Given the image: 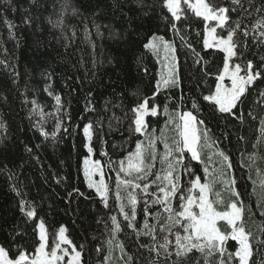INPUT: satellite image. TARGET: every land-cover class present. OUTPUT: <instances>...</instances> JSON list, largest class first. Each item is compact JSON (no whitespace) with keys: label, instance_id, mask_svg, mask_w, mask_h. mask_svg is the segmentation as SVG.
I'll return each mask as SVG.
<instances>
[{"label":"trees","instance_id":"obj_1","mask_svg":"<svg viewBox=\"0 0 264 264\" xmlns=\"http://www.w3.org/2000/svg\"><path fill=\"white\" fill-rule=\"evenodd\" d=\"M206 2L231 7L230 0ZM61 3L63 0H37V6H32L31 0H12L17 9L13 12L0 0V245L9 248L10 237L18 230L23 238L18 237L16 245L26 249L29 256L33 255L40 242L37 223L42 221L48 243L57 239L61 226L65 228V236L81 252V264H150L156 257L141 246L153 243L144 234L147 232L145 221L154 226L158 241L163 242L168 232H160V227L167 226V213L159 205L150 203L148 210L152 215L146 216L144 200L148 198L137 190L139 202L134 224L139 234L127 228L116 201L117 167L135 152L138 142L145 145L154 138L157 160L153 172H162L164 166L158 159L165 151L164 142L171 144L177 138L175 124L168 121L175 119L177 112L190 111L197 121H204V125H198L201 161L191 160L185 152V163L192 167L193 173L182 177L188 182L199 177L201 182L212 185L211 199L218 211L224 210L230 198L224 181L235 179L236 190L245 201L243 226L253 234V247H257L255 237L264 229L261 215L264 212V186L261 185L264 130L260 123L264 118V97L259 95L264 91V80L257 81L246 92L244 104L233 110L242 120L221 114L203 96L215 91L225 54L215 47L204 49L206 22L186 5H181L186 18L176 21L174 30L162 0H145L144 7H139L136 0H127V3L119 0L123 8L115 0H70L78 9V14L65 16L68 24L76 25V36L72 38L71 30L66 29L62 35L48 23L49 17L55 20ZM94 12H99L95 20L101 25L100 36L91 27ZM26 15L32 17L30 25L23 22ZM232 17L239 19L235 13ZM85 18L91 43L84 35ZM259 18L257 13L245 18L241 30L234 35L238 55L231 63H240L245 68L248 61L254 66L261 64L264 45L258 47L252 43L253 36L261 30L251 32ZM5 19L13 25L11 35ZM229 23L235 27L231 20ZM245 25L250 31L247 48L242 35ZM207 26L215 23L207 22ZM216 34L226 36L227 32L217 28ZM64 36L71 38V42ZM154 36L172 42L178 84H162L161 64L155 50L145 47ZM55 95L61 97L59 112ZM138 97L158 106L157 116L145 117L148 128L143 135L135 132L134 114L130 111ZM33 100L37 105L35 112ZM250 111L256 119L249 115ZM57 117L62 127L54 139L51 136L45 139L33 128L34 124L42 125L44 131L52 133L56 130ZM88 124L93 126L90 142L83 134V127ZM64 127L69 131L64 132ZM205 127L209 129L206 140L203 138ZM88 146L92 148V159L101 165L108 185L107 208L85 180L83 161L90 154ZM212 150L227 155L232 168L224 161L222 164L214 161L216 157L210 156ZM211 161L221 175L205 173ZM177 169L180 173L179 166ZM151 177L153 180L154 176ZM149 191H156V185ZM121 194L126 195L122 190ZM216 197L223 202L215 203ZM21 202L35 210L34 219L28 220L21 212ZM121 203L127 205L126 199ZM125 211H130V207ZM111 216H116L121 225L116 233L111 231ZM219 226L226 228L223 221ZM175 230L172 228V232ZM229 244L228 250L234 251L236 242L229 241ZM117 245H122V250ZM16 252V246H11L12 256ZM224 258L227 260V255ZM218 259L212 255L208 257V264H218ZM253 260L264 264V247ZM160 264H164L163 257ZM183 264H204V259L193 250Z\"/></svg>","mask_w":264,"mask_h":264},{"label":"snow or ice","instance_id":"obj_2","mask_svg":"<svg viewBox=\"0 0 264 264\" xmlns=\"http://www.w3.org/2000/svg\"><path fill=\"white\" fill-rule=\"evenodd\" d=\"M4 2L12 8L15 12L17 9L12 5V0H4ZM117 6L123 8V4L119 3V0H115ZM127 3V0H125ZM139 7H144L145 0H136ZM181 3L187 6L198 18H202L206 22V30L203 39L204 49L212 47L217 48L224 55L223 71L216 77L217 83L215 91L203 96V100L210 102L215 106V110L221 114H227L237 119L242 120V116L236 117V113L233 111L239 105L244 104L246 92L254 86L259 80H264V57H261V64L254 66L252 61L247 62L246 68L236 63L234 66H230V61L233 57L238 55V42L234 40V35L237 31L241 30V24L244 19L250 17L253 13L260 14V18L253 24L251 32L257 33V30H261L257 35L253 36L252 43L258 47L264 45V0H230L229 6L217 5L214 3L206 2V0H162L163 8L167 9V12L171 15L169 21L171 27L175 30L176 21H180L182 17L186 18L185 10L181 7ZM245 3L247 6H245ZM32 6H37V0H31ZM99 7V5L97 6ZM70 10V12H69ZM28 9H25L27 12ZM101 11H103L101 9ZM235 13L239 19L233 20L232 14ZM67 14L76 15L78 9L73 7L70 0H63L60 5V10L56 15L55 20L51 17L48 18V23L53 27L61 31L63 35L64 31L71 30L72 38L76 36V25H70L66 22L65 16ZM99 15V12L92 14L91 27L96 30L97 36L102 35L100 32L101 25L96 23L95 16ZM235 24L232 26L229 21ZM215 21V26H207V22ZM5 24L9 27L10 35L13 27L12 23L5 19ZM25 24L30 25L32 23L31 15H26L23 18ZM84 35L85 38L90 40V30L87 23V18L84 19ZM217 28L223 29L227 32L226 37L223 35H217ZM242 35L244 37V46L248 47L247 40L250 35V31L247 25L244 26ZM209 37L212 38L210 42ZM14 38V37H13ZM65 40L71 42V38L64 36ZM159 39L165 48V50L171 49V45L163 41V38L153 37L149 43L145 44L146 48H158L159 45L155 41ZM174 51V50H173ZM175 57H173L174 59ZM176 65H169L168 78L164 81L165 84L171 82L172 84L179 83L178 69ZM147 71V69H145ZM244 72V75L240 73ZM231 81V86L227 87L222 82L225 78ZM48 76L45 75V79ZM45 91H49L48 88ZM51 94V93H50ZM261 97H264V91L259 93ZM57 112L60 111L61 97L55 95ZM33 109L36 110V101L32 102ZM195 107V104L193 105ZM130 111L134 114L133 123L135 124V132L145 134L148 128L145 122L147 116H157L158 106H153L148 99H136L134 106L131 107ZM167 109H165V112ZM252 116V112H249ZM226 118V117H223ZM256 119L255 116H252ZM69 119H71L69 117ZM168 123L175 124V131L177 138L169 144L167 141L164 142V153L159 157L160 164L165 166L162 172H153L155 163L157 160V154L155 151V139L149 140V148H151V162L145 159L144 149L142 148L141 142L136 144V150L130 153L127 157V162L121 161L119 166V172L116 177L117 192L116 201L120 209V214L124 220L127 221L126 227L137 231L138 229L134 224L137 218V204L138 195L137 190L147 197L144 200L145 204V215L151 216L152 213L148 210L149 204L159 205L164 213H167V226H161L160 232H168V235L163 236V242H159L155 235L154 226H150L145 221L144 227L147 229L145 235L151 237L153 243L149 245H141L147 247L150 253H153L156 259L152 260L150 264H160V258L163 257L164 264H183L184 260L189 257L193 250L199 252L204 259V264H208V257L212 255L218 256V264H256L253 260L254 255H259L261 247H264V229L261 230L259 236L255 237L257 247H253V234L248 232L243 226L244 215H245V201L242 198L240 192L236 190L235 179L224 181L228 186L230 198L224 207V210L218 211L213 206V201L209 199V193L211 192V186L207 183L201 184L200 178L190 179V187H180V176L174 175L179 166L180 171L184 174L193 173V169L190 165L185 163L184 153H190L191 160L200 162L201 156L198 151V142L200 135H198L197 125H204V121H197L196 117L190 111L177 112L176 118L168 121ZM261 128L264 130V118H261ZM62 124L60 118L57 117L55 125V131L48 133L43 130L42 125H33V128L40 132V135L45 139L50 136L54 139L57 133L61 130ZM92 125L88 124L83 127L84 137L90 142L92 139ZM64 132H68V127L63 128ZM155 131V130H153ZM209 129L206 127L203 131V138L206 140L208 137ZM243 139V137H241ZM255 147V145H254ZM26 150L31 152L30 148L26 147ZM91 154L92 148H88ZM178 154V155H177ZM222 157L223 161L227 163L229 169L232 168L229 162V157L224 153H217ZM255 154H253L254 157ZM211 159V158H210ZM98 163V162H95ZM88 161L85 160V165ZM207 174L208 169H204ZM97 172L101 175V179L97 181L92 180V176L96 173L92 172L88 167L84 169L85 179L88 181V187L94 188L97 196L105 208L108 207V194L109 189L106 184L102 172L97 169ZM119 173H123V178ZM259 174V173H258ZM150 176H154V180H149ZM59 183V179L57 180ZM143 182V183H141ZM159 182V183H157ZM153 185H156V191H149ZM261 185L264 186V180L261 181ZM130 189V191H129ZM123 190L126 195L121 194ZM198 190V195L193 193ZM74 192H78V189H73ZM186 193V194H185ZM179 194V195H178ZM71 195V194H70ZM81 195H83L81 193ZM219 197V193H216ZM127 200V205L121 203L122 200ZM178 199V208L174 207L172 201ZM223 201L218 199L215 203H222ZM130 206V211H125ZM26 208L28 210H26ZM20 210L28 220H32L36 217L34 209L29 208L25 202H21ZM264 216V212L261 213ZM112 228L111 231L116 233L121 230V225L117 221L116 216H111ZM223 221L226 228L222 229L219 226V222ZM18 227V226H17ZM172 228H176L175 232H172ZM139 234V232H138ZM174 236V241L170 237ZM23 238V234L20 231H16L10 237L11 246H16V256L11 254V246L5 248L0 245V264H60V261L64 260L66 256H70L66 264H80L81 252L76 249L72 242L65 236V228L61 226L59 228V235L57 236L58 243L51 247L50 253L45 252L47 235L45 232V225L43 222L39 224V245L35 246V254L29 256L27 250L16 245L17 238ZM229 241H235L236 247L234 251H229ZM111 243V242H110ZM61 244H67L71 247V254L67 249L61 248ZM121 250L122 245H117ZM99 251V249H98ZM62 253V254H58ZM227 255V260H225Z\"/></svg>","mask_w":264,"mask_h":264},{"label":"rangeland","instance_id":"obj_3","mask_svg":"<svg viewBox=\"0 0 264 264\" xmlns=\"http://www.w3.org/2000/svg\"><path fill=\"white\" fill-rule=\"evenodd\" d=\"M193 2H195V0H193ZM183 3H181V5H182ZM209 22H214V23H216L215 21H209ZM208 22V23H209ZM154 37H156V36H154ZM226 37V36H225ZM153 39V37L151 38V40ZM209 39H210V42H213L212 41V38L211 37H209ZM163 41H166V40H163ZM166 42H168L170 45H171V49H169V50H165V48H164V46H163V43L159 40V39H157L156 41H155V43L157 44V45H159V47L158 48H151L153 51H154V53L156 54V58L159 60V62H160V64H161V74H160V80H161V82H162V84H165V80L168 78V72H169V65H176V69H177V61H176V57H175V52L173 51L174 50V47H173V44H172V42L171 41H166ZM214 43V42H213ZM173 57H175L174 59H173ZM234 64L235 63H231V61H230V66H234ZM176 69H174V71L176 70ZM245 73H241V75H244ZM225 86H227V87H230L231 86V81L226 77L225 78V80L222 82ZM197 128H198V125H197ZM198 135H199V128H198ZM89 147V146H88ZM142 148L144 149V155H145V159H146V157H148L149 155H151V148H149V142H147L145 145H142ZM190 154V153H189ZM210 156H213V157H216V158H214L215 160L214 161H216L217 163H223V160L221 159V157L219 156V155H217V152L215 151V150H212V152L210 153ZM190 157H191V155H190ZM85 160H87L88 161V164L87 165H85ZM159 160V159H158ZM149 162H151V157L149 158V160H148ZM127 162V159H126V161H125V163ZM159 163H160V160H159ZM211 164H210V169H208V172H207V175H209V174H211V173H213V174H217V175H221L220 173H219V169H218V167L216 166V165H214V163L211 161L210 162ZM120 166V165H119ZM119 166L117 167L118 168V171H117V174H118V172H119ZM85 167H88L92 172H94V173H96L95 175H93L92 176V180L93 181H99L100 179H101V175L99 174V172H97V169H99L100 170V172H102V174H103V178H104V180H105V176H104V173H103V171H102V167H101V165L99 164V163H95V161L92 159V156H91V154H89V156L87 157V158H85L84 159V161H83V169H85ZM165 167V166H164ZM164 167L163 168H161L162 170L164 169ZM120 174V176L123 178V173H119ZM174 175H179L180 176V187L181 188H187V187H190L191 185H190V183L185 179V176H186V174H184V173H182V172H180L179 173V170L177 169L176 170V172L174 173ZM182 175H185V176H183L182 177ZM196 177H194L193 179H195ZM215 178H220L221 180H224V179H222L221 177H215ZM149 180L150 179H152V177L150 176L149 178H148ZM155 179V177H153V180ZM214 178H212L211 180H213ZM86 180V179H85ZM106 182V181H105ZM86 183H87V185H88V181L86 180ZM157 183H159V182H157ZM200 183L201 184H205V182L203 183V182H201L200 181ZM212 186V185H211ZM225 186H227L226 184H225ZM228 187V186H227ZM94 189V188H93ZM211 189H212V187H211ZM95 190V189H94ZM123 191V190H122ZM130 191V190H129ZM124 192V191H123ZM211 192H212V190H211ZM211 192L208 194L209 195V199L212 201V199H211ZM125 193V192H124ZM186 194V193H185ZM194 195H198V190L196 191V192H194L193 193ZM179 195V194H178ZM217 199H218V197H216ZM127 201V200H126ZM172 203H173V205H174V207H177L178 208V203H179V201H178V199H173V201H172ZM213 206H214V203H213ZM130 207V206H129ZM215 207V206H214ZM40 222H42V221H38V223H37V232H38V237H39V224H40ZM177 230V229H176ZM175 230V231H176ZM175 231H173V232H175ZM166 235H168V233L166 234ZM170 239H172L173 241H174V236H172V237H170ZM40 243V242H39ZM56 243H58V240L56 239V240H54L53 242H51V243H48L47 242V240H46V248H45V252L46 253H50V250H51V247L52 246H54ZM63 244H61V248H64V249H67L68 250V252L71 254V248L69 247V248H67V247H63L62 246ZM67 245V244H66ZM35 254V253H34ZM33 254V255H34ZM58 254H62V253H58ZM32 256V255H31ZM70 258V256H66L65 258H64V260H62V261H60V264H66V262H67V260ZM80 264H81V261H80Z\"/></svg>","mask_w":264,"mask_h":264}]
</instances>
